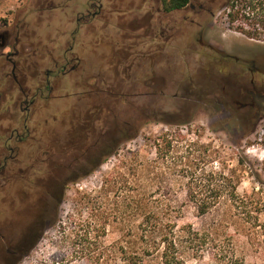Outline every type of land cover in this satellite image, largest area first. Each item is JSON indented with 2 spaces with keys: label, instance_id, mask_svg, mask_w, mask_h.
<instances>
[{
  "label": "rangeland",
  "instance_id": "rangeland-1",
  "mask_svg": "<svg viewBox=\"0 0 264 264\" xmlns=\"http://www.w3.org/2000/svg\"><path fill=\"white\" fill-rule=\"evenodd\" d=\"M226 2L163 12L160 0H0V29L11 34L0 47V264H125L140 241L142 217L129 207L138 186L171 204L178 227L215 229L232 238L225 248L264 264L260 226L227 196L205 214L188 200L181 162L209 148L174 153L171 169L157 164L159 136L180 130L220 147L231 167L244 159L237 190L262 188L264 206V41L230 28ZM32 98L27 138L12 139L6 164L3 135L22 133L18 107ZM121 174L129 184L114 183ZM64 183L57 208L50 198ZM18 244L33 245L11 257ZM214 250H186L180 264H217ZM144 264L166 263L155 251Z\"/></svg>",
  "mask_w": 264,
  "mask_h": 264
},
{
  "label": "trees",
  "instance_id": "trees-1",
  "mask_svg": "<svg viewBox=\"0 0 264 264\" xmlns=\"http://www.w3.org/2000/svg\"><path fill=\"white\" fill-rule=\"evenodd\" d=\"M161 10L163 12H172L185 8L191 0H160ZM226 16L228 17L229 26L249 38H255L264 41V0H227ZM243 17L245 20L242 25H236L235 21ZM214 49V48H213ZM77 65V64H75ZM74 67V66H73ZM50 70L47 72L50 76ZM44 88L50 92L52 86L47 81ZM42 88L37 90V93ZM27 102L28 107L18 108L21 110L22 117V133H19V128L14 127L8 133H4V143L7 145L9 154L3 158V162L15 157V151L18 149L16 145H12V139L16 141H25L29 132L28 119L30 114V106L34 102V98L27 101L26 99L20 102V105ZM9 131V130H8ZM1 136V134H0ZM184 141L185 143L183 144ZM200 141H188L186 136L180 130L174 132H165L159 136L156 142L157 153L160 162L159 166L165 165L171 169L174 153L183 152L192 155L189 152L191 148H196L197 151L209 148L211 151L208 154L199 155L194 160L181 162V172L184 177L192 174L187 182L190 187L188 192V200L192 202L199 213L205 214L216 207L222 198L227 196L234 205L236 212L241 220L245 223L260 226V232L264 237V222H260L259 217L264 210L263 202L258 194L262 188H254L252 192L240 194L238 185L240 184L241 175L240 167H247L244 159H239L237 166H229L228 158L220 147L214 146L213 143L206 145L200 144ZM181 144V145H180ZM14 153V154H13ZM180 160L186 158L185 155L179 154ZM218 162V169H208L206 162ZM195 162V163H194ZM5 164V165H6ZM158 167V165H157ZM122 178V181L120 180ZM119 181L129 184L130 182L124 175H120ZM126 185V184H125ZM124 185V187H125ZM134 192L130 195L129 207L134 209V212L142 217V221L138 226L137 236L140 241L137 242L134 250L123 260L125 264H144L146 257L160 252V256L166 264H180L183 260V253L188 250L195 256H201L205 250L214 248V254L217 264H248L243 258L238 257L233 249L225 248V238L214 230H196L193 225L186 224L178 227L176 220L173 218L170 206L171 204L164 203V200L156 198L154 200L146 197L138 187L132 189ZM61 191L55 192L51 196L52 205L59 207ZM229 236L227 241L231 242ZM35 243V242H34ZM33 243V244H34ZM32 244V245H33ZM31 245V246H32ZM31 246L27 248L30 249ZM121 253H128L124 247H121ZM23 255V254H22Z\"/></svg>",
  "mask_w": 264,
  "mask_h": 264
},
{
  "label": "flooded vegetation",
  "instance_id": "flooded-vegetation-1",
  "mask_svg": "<svg viewBox=\"0 0 264 264\" xmlns=\"http://www.w3.org/2000/svg\"><path fill=\"white\" fill-rule=\"evenodd\" d=\"M11 37V34L9 32V30H6V29H0V47L1 48H5L7 47L8 45L11 44V41H10V38ZM16 41H19V38L16 37L15 39ZM15 66V65H14ZM104 155V152L103 153H100V155H97L95 157L94 160H92V162H98L102 156ZM65 183L60 185L59 186V190L62 189V187H64ZM6 200V199H5ZM3 219L1 218V215H0V238L3 239L4 238V233H3ZM39 224V223H38ZM25 244V243H24ZM27 246V245H26ZM30 245H28L27 247H25V245L22 244V246H20L19 244L15 247V248H12L10 250V255L11 257L14 256V257H20L26 250L27 248L29 247Z\"/></svg>",
  "mask_w": 264,
  "mask_h": 264
}]
</instances>
